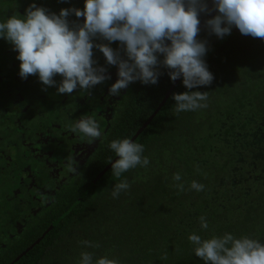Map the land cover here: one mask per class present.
I'll list each match as a JSON object with an SVG mask.
<instances>
[{"label": "trees", "instance_id": "obj_1", "mask_svg": "<svg viewBox=\"0 0 264 264\" xmlns=\"http://www.w3.org/2000/svg\"><path fill=\"white\" fill-rule=\"evenodd\" d=\"M206 2L212 12L199 14L197 39L206 42L203 58L213 73L212 83L188 89L181 76L167 102L154 114L175 82L162 63L163 54L157 53L161 62L156 69L158 82H140L124 95L98 156L92 163L88 162L97 152L88 158L86 167L78 168L79 174L68 179L61 174L45 187L52 204L38 212L39 221L29 223L15 245L10 242L12 248L5 250L0 264H79L82 252L92 253L93 261L106 255L119 264H205L194 254L190 234L208 239L232 233L264 243V39L243 35L235 26L230 34L217 37L206 21L218 12L213 0ZM32 3L59 15L61 9L83 10L85 0H0V22L14 14L24 16ZM84 19L74 13L67 17L73 28ZM93 40L94 44H109L127 59L125 46L119 41ZM17 56L13 45L0 37V124L6 123L15 106L27 118L33 108L57 106L74 93H58L63 79L59 74L53 86L44 85L38 75L21 78ZM93 59L95 66L117 67L109 65L96 47ZM106 82L110 83L106 79L98 88ZM89 91L94 90L78 92V99H85ZM184 91H207L208 107L176 114L173 93ZM60 115H47L45 126L60 129L64 122ZM3 131L9 143L20 137V131H12L10 125ZM124 138L143 144V156L150 163L116 178L111 168L105 171L107 166L102 170L100 165L112 164L117 156L109 144ZM69 158L64 157L66 161ZM175 173L181 174V181L173 180ZM121 180H127L131 187L113 198L114 185ZM192 181L203 184L204 190L190 189ZM177 183H183L184 191L175 187ZM202 215L209 224L207 230L201 228ZM51 224L53 229L40 243L16 260ZM84 240L99 247H86L81 243Z\"/></svg>", "mask_w": 264, "mask_h": 264}, {"label": "clouds", "instance_id": "obj_2", "mask_svg": "<svg viewBox=\"0 0 264 264\" xmlns=\"http://www.w3.org/2000/svg\"><path fill=\"white\" fill-rule=\"evenodd\" d=\"M213 8L218 14L208 19L206 25L217 37L230 34L235 26L243 35L264 39V0H213ZM211 10L206 0H85L83 10L61 9L57 15L32 3L24 16L14 14L0 22V37L18 52L21 78L38 75L44 85L53 86L54 77L61 75L63 79L57 86L59 94H72L78 86L87 91L110 79L104 67L95 66L94 47L103 53L109 65L118 66V79L111 85L109 95H118L137 80L156 84L159 76L156 69L161 63L157 53L163 54L162 63L170 69L172 81L182 76L184 86L193 89L210 85L214 79L203 59L206 42L197 39L199 14ZM70 13L84 17L83 24L70 27L67 20ZM95 37L119 41L125 46L127 59H122L109 44H94ZM172 99L176 114L208 107L207 91L173 93ZM67 127L81 138H87L88 144L103 135L94 117L82 116ZM109 148L119 157L111 164L116 178L150 163L148 157L143 156L144 145L131 139L112 140ZM73 161L75 159L70 157L68 171L79 174ZM173 180L181 181V174L175 173ZM130 187L127 180H121L114 185L111 195L118 198ZM175 187L184 191L183 183ZM204 187L197 181L190 185V189L196 191H203ZM199 219L201 228L207 230L209 224L205 216ZM188 239L195 246L194 254L205 264H264V243L248 236L237 238L225 233L222 237L202 239L193 233ZM81 243L86 247H99L87 240ZM79 264H119V261L106 255L93 261L92 253L82 252Z\"/></svg>", "mask_w": 264, "mask_h": 264}, {"label": "flooded vegetation", "instance_id": "obj_3", "mask_svg": "<svg viewBox=\"0 0 264 264\" xmlns=\"http://www.w3.org/2000/svg\"><path fill=\"white\" fill-rule=\"evenodd\" d=\"M207 4L211 9V5ZM105 69V74L110 76L108 79L110 83L106 82L101 89L98 88L100 84L93 86L91 89L94 93L89 91L85 94V99H78V92L81 90L77 88L72 95L65 96L60 101L61 104L59 102L57 106L52 104L53 107L33 108L27 113V118L15 106L14 110H10L11 114H8L6 123L0 124V258L7 248L11 249L12 244L15 245L22 234L27 232L29 223L39 221L38 212L42 213L52 204L48 198L50 192L46 191L45 187L52 184L61 174L66 179L75 176V173L68 171V161L64 157L69 155L73 157L75 159L73 163H76L75 167L78 170L79 167H86L88 158L92 159L97 152L88 162L92 163L100 153L104 140L105 142L107 140L108 131L117 116L113 118L118 103L122 105L124 95L135 90L140 84L137 80L122 89L118 95H109L111 85L118 79V66L110 70ZM1 108H3L2 104H0ZM49 114L54 118L62 114L60 116L64 117V122L62 121L63 125L60 129L52 130L50 126H45V117ZM82 116L94 117L97 122L102 121V124L98 123L103 135L91 144H88L87 138H81V135L65 129ZM9 125L12 131H20L17 134L20 137L13 143L6 140V132L3 131ZM40 131L48 133L46 136H41L37 134ZM106 166L108 165L105 163L100 165L102 170ZM51 226L53 224L49 227ZM10 242H12L11 246ZM22 254L23 252L19 256Z\"/></svg>", "mask_w": 264, "mask_h": 264}, {"label": "water", "instance_id": "obj_4", "mask_svg": "<svg viewBox=\"0 0 264 264\" xmlns=\"http://www.w3.org/2000/svg\"><path fill=\"white\" fill-rule=\"evenodd\" d=\"M208 55H209V54H208ZM208 55H207V56H208ZM203 59H204V58H203ZM179 79H180V78H178L177 80H175V82L171 85L169 91H168L167 94L165 95L163 101H162L161 104L158 106V108H157V110L154 112V114H156V113H157V112L163 107V105L167 102V100L169 99L171 93L173 92V90L175 89L177 83L179 82ZM152 117H153V116H152ZM152 117H151L150 119H148L147 122L144 124V126L138 130V132H137V134L135 135V137H133V140L136 139V137H137V136L143 131V129H144V128L150 123ZM133 140H132V141H133ZM118 158H119V157H117L116 159H118ZM116 159H115V160H116ZM115 160H114V161H115ZM114 161H113V162H114ZM110 168H111V164H110L109 166L106 167L105 171L109 170ZM52 228H53V226L49 227V228L44 232V234L41 236V238H39L38 240H36V242H35L30 248H28L25 252H23V254H22L21 256H19L16 260H18L19 258H21V257H22L24 254H26L31 248H33V247H35L36 245H38V244L40 243V241L45 237V235L48 234V233L52 230ZM16 260H15V261H16ZM15 261H14V262H15Z\"/></svg>", "mask_w": 264, "mask_h": 264}]
</instances>
